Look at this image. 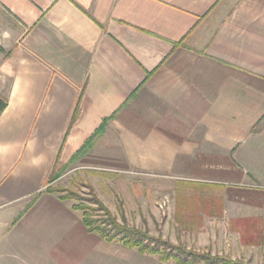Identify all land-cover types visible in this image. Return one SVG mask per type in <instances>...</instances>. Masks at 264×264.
<instances>
[{
  "label": "crops",
  "instance_id": "1",
  "mask_svg": "<svg viewBox=\"0 0 264 264\" xmlns=\"http://www.w3.org/2000/svg\"><path fill=\"white\" fill-rule=\"evenodd\" d=\"M6 87L0 264H140L48 190L65 173L264 179V0H0Z\"/></svg>",
  "mask_w": 264,
  "mask_h": 264
},
{
  "label": "rangeland",
  "instance_id": "2",
  "mask_svg": "<svg viewBox=\"0 0 264 264\" xmlns=\"http://www.w3.org/2000/svg\"><path fill=\"white\" fill-rule=\"evenodd\" d=\"M2 89L0 98H5L7 87ZM263 123L255 132L259 138L255 149L259 157L264 151ZM256 163L261 166L260 160ZM259 177L250 189L159 177L148 181L110 172L84 177L76 171L65 173L52 185L66 189L62 191L64 194L73 190L87 196L90 190L87 183H91L120 221L126 220L152 235L223 255L240 264H264V187L259 186L264 179ZM205 199L217 203L216 214L201 208ZM78 213L82 220L81 212ZM126 256L133 260L131 254ZM135 257L142 259L140 264H174L150 254L136 253Z\"/></svg>",
  "mask_w": 264,
  "mask_h": 264
},
{
  "label": "trees",
  "instance_id": "3",
  "mask_svg": "<svg viewBox=\"0 0 264 264\" xmlns=\"http://www.w3.org/2000/svg\"><path fill=\"white\" fill-rule=\"evenodd\" d=\"M6 106L7 99L0 98V113ZM78 110L79 103L76 106L72 121L76 118ZM105 123L106 120L88 138L75 157L91 148L96 136L103 131ZM69 165L55 169L49 177V181L57 180L69 169ZM87 185L90 189L87 196L73 190L66 191L67 193L64 194L62 191L66 189L57 187H49L48 190L61 192V199H73L72 206L82 212V220L86 228L96 233L101 239L107 242L120 243L140 253L158 256L159 260L164 263L172 261L174 264H240L223 255L212 254L210 251L195 250L186 245L174 243L170 239L152 235L146 229L130 225L126 220L120 221L108 204L99 196L94 186L91 183H87ZM179 204H182V202H179ZM200 205L202 209L211 210L210 213L216 214L217 212L216 202L205 199Z\"/></svg>",
  "mask_w": 264,
  "mask_h": 264
}]
</instances>
